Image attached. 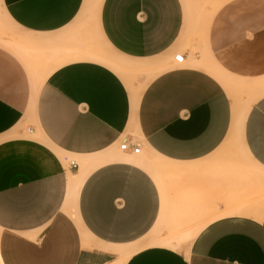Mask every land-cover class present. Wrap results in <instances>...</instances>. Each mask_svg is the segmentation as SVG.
Returning a JSON list of instances; mask_svg holds the SVG:
<instances>
[{"label":"crops","instance_id":"1","mask_svg":"<svg viewBox=\"0 0 264 264\" xmlns=\"http://www.w3.org/2000/svg\"><path fill=\"white\" fill-rule=\"evenodd\" d=\"M0 11V264H264V92L238 113L188 49L171 64L181 0ZM204 47L264 76V0L221 4Z\"/></svg>","mask_w":264,"mask_h":264},{"label":"rangeland","instance_id":"2","mask_svg":"<svg viewBox=\"0 0 264 264\" xmlns=\"http://www.w3.org/2000/svg\"><path fill=\"white\" fill-rule=\"evenodd\" d=\"M181 1L185 11L182 33H185L186 37L184 45L178 50V52L186 49L189 50V57L182 65L196 66L197 68L210 72L220 80L228 94L232 95L234 100L241 104V108L242 106L246 108L248 105H251V103L264 92V76L250 79L232 74L221 67L204 47L205 34L208 31L211 18L220 5L227 0ZM0 34L3 38H13L16 41L19 40L16 37V35L18 36L17 29L5 18L1 11ZM17 42L20 44L19 41ZM196 59L198 61H196ZM169 61L172 65H176L172 57H169ZM205 62L213 68V71H210L205 65H203ZM129 72H125L127 78L130 76ZM139 75H141V73L133 74L132 79H135V77ZM144 78L146 77L144 76ZM133 134L135 139H139L135 133ZM144 153L145 151L142 148L141 152L136 156H143Z\"/></svg>","mask_w":264,"mask_h":264},{"label":"built area","instance_id":"3","mask_svg":"<svg viewBox=\"0 0 264 264\" xmlns=\"http://www.w3.org/2000/svg\"><path fill=\"white\" fill-rule=\"evenodd\" d=\"M183 53L178 52L173 56V59L176 63H182L183 62ZM119 149L125 153L130 152L133 154H138L141 150L140 144L135 141L134 139H122L119 143ZM74 165V163H72Z\"/></svg>","mask_w":264,"mask_h":264},{"label":"bare ground","instance_id":"4","mask_svg":"<svg viewBox=\"0 0 264 264\" xmlns=\"http://www.w3.org/2000/svg\"><path fill=\"white\" fill-rule=\"evenodd\" d=\"M196 61H198L197 59H196ZM201 61V60H200ZM202 63V62H201ZM204 65H206V66H208V67H210L209 65H207L206 64V62L205 63H203ZM211 69H213L212 67H210ZM243 107V106H242ZM241 104L240 103H238V113L241 111ZM79 182V181H78ZM195 232V234L198 232V230H196V231H194ZM163 243H165V244H169V245H173L172 243H171V241H169V240H163ZM174 246V245H173ZM176 248V247H175ZM126 257L127 256H124V257H122V259H120V261L118 262V263H115V264H122L123 262H124V260L126 259Z\"/></svg>","mask_w":264,"mask_h":264}]
</instances>
